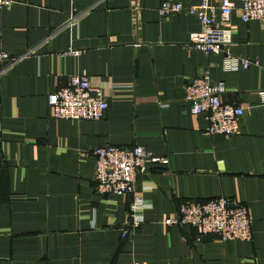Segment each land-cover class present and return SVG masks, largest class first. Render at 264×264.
I'll return each instance as SVG.
<instances>
[{"label": "crops", "instance_id": "crops-1", "mask_svg": "<svg viewBox=\"0 0 264 264\" xmlns=\"http://www.w3.org/2000/svg\"><path fill=\"white\" fill-rule=\"evenodd\" d=\"M161 1L14 0L0 10V53L21 57L0 63V264H264V20L232 10L227 49L249 64L225 70L222 53L186 45L198 20L160 17ZM204 72L223 82V102L242 107L229 136L203 134L182 99ZM76 73L105 87L98 120L50 115L46 95ZM104 144L164 158L136 176L146 204L136 227L129 194L93 191L92 149ZM216 196L246 205L250 240L163 224L182 200Z\"/></svg>", "mask_w": 264, "mask_h": 264}, {"label": "built area", "instance_id": "built-area-1", "mask_svg": "<svg viewBox=\"0 0 264 264\" xmlns=\"http://www.w3.org/2000/svg\"><path fill=\"white\" fill-rule=\"evenodd\" d=\"M216 1V6H212L209 0L184 6L179 1L162 0L156 11L160 17L180 11L193 15L198 20L199 28L187 34L188 48L209 54L222 53V67L225 70L246 68L248 60L230 54L227 49L231 40L230 15L236 8L237 17L242 22L264 20V0H235L238 3L236 7L233 0ZM13 2L0 0V10ZM79 53L80 50L70 47L64 52L72 56ZM19 58L0 53L2 65ZM261 71L264 74V68ZM104 89V86L98 85L85 73H76L69 76L66 85L46 95V105L51 117L56 119L98 120L107 107ZM223 92V82L211 80L206 72L191 78L183 87L182 99L188 104L189 112L201 115L206 122L202 131L205 135L229 136L237 129L242 107L223 102ZM92 156L94 193L99 196L129 194V227L138 226L141 222L138 210L146 208V204L136 191V176L148 166L161 164L164 158L150 153L140 145L121 147L113 144L95 146ZM162 222L167 226L192 227L198 239L208 235L220 240L248 241L251 238V218L246 205L223 196L182 200L176 213L164 218ZM125 235L126 229L123 228L120 237Z\"/></svg>", "mask_w": 264, "mask_h": 264}, {"label": "trees", "instance_id": "trees-1", "mask_svg": "<svg viewBox=\"0 0 264 264\" xmlns=\"http://www.w3.org/2000/svg\"><path fill=\"white\" fill-rule=\"evenodd\" d=\"M209 236H211V235H209Z\"/></svg>", "mask_w": 264, "mask_h": 264}]
</instances>
